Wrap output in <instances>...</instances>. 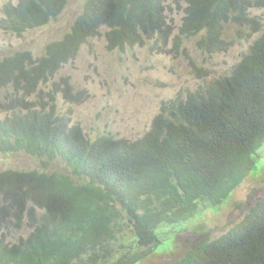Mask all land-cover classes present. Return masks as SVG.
<instances>
[{"label":"trees","instance_id":"trees-1","mask_svg":"<svg viewBox=\"0 0 264 264\" xmlns=\"http://www.w3.org/2000/svg\"><path fill=\"white\" fill-rule=\"evenodd\" d=\"M166 1L87 0L71 30L50 43L37 63L27 51L0 62V83L32 94L37 78L52 75L57 53L75 52L91 38L104 37L110 50L141 46L154 35L165 40L170 28L164 11L181 1L187 2L183 28L192 33L205 29L203 44L210 52L223 43L227 21L260 33L229 75L186 100L163 104L145 135L132 141L102 135L91 142L79 125L58 130L68 127L64 116L61 124L55 122V94L62 91L70 101L66 79L41 92L54 103L37 99L41 108L49 107L48 113L15 112L25 142L0 136V150L24 149L45 155L47 163L59 157L66 167L49 174L0 171V264H139L163 243L169 228L222 205L252 170L259 172L264 25L250 10L264 7V0ZM65 3L8 4L1 25L21 33L57 17ZM16 98L15 107L29 104ZM57 134H62L60 141ZM11 226L27 227L26 236L8 243ZM174 264H264V201L224 235Z\"/></svg>","mask_w":264,"mask_h":264},{"label":"rangeland","instance_id":"rangeland-1","mask_svg":"<svg viewBox=\"0 0 264 264\" xmlns=\"http://www.w3.org/2000/svg\"><path fill=\"white\" fill-rule=\"evenodd\" d=\"M7 1L16 3L18 0H0V20ZM85 2L68 0L59 16L47 26L21 35L4 31L0 21V60L22 50L41 55L47 43L61 39L70 29ZM173 16L178 26L182 14ZM250 16H256L264 25V7L251 9ZM258 36L259 33L251 29L227 22L222 49L206 53L197 42L199 36H195L184 41L185 51L178 55L169 52L170 46L160 47L148 39L142 46L110 51L105 47L104 38H92L82 46L77 58L60 72L68 77L72 92L70 102L58 95L59 109L66 112L70 122L79 123L91 140L100 135L129 140L141 138L150 129L163 103L176 96L184 97L200 85L229 74ZM61 77L57 73L54 80L60 81ZM49 87L39 84L38 90L46 91ZM5 95L0 91V100ZM261 149L256 163L259 172L252 170L222 205L204 210L191 222L169 228L170 233L163 243L140 264H173L190 249L218 238L242 221L249 208L264 197V151L261 153ZM11 167L28 170L37 168L38 163L23 152L10 156L0 154V170ZM27 231V227L11 226L10 242L26 236Z\"/></svg>","mask_w":264,"mask_h":264},{"label":"clouds","instance_id":"clouds-1","mask_svg":"<svg viewBox=\"0 0 264 264\" xmlns=\"http://www.w3.org/2000/svg\"><path fill=\"white\" fill-rule=\"evenodd\" d=\"M19 1L20 0H18L16 3H13V2H11V1H7V2H5L4 4H3V7H2V14H3V18L2 19H4V17H5V12H4V10H5V6L6 5H8V4H10V5H13V6H16L18 3H19ZM67 1L68 0H66V3H65V5H64V7H63V9L65 8V6H66V4H67ZM87 1V0H86ZM168 2H169V0H168ZM168 2H166L167 4H168ZM182 3L179 5V6H173L172 8V10L171 11H164V14H165V16H166V19H165V23H166V25H168L169 26V28H170V32H169V34H168V36L166 37V39L164 40L163 38H161V37H158L157 36V38H156V35H154V38H152V39H148V40H151V41H153V43H154V41H155V45H159L160 47H167V46H170L171 48H170V50H169V52H172V53H176V55H178V54H182L184 51H185V46H183V44H184V41H188L190 38H193V37H195V36H199V40L197 41V42H199L200 43V45H201V49L203 50V51H205L206 53H214V52H217V51H219L220 49H222V47H223V45H224V42L222 43V44H220V47H218V49L217 50H215V49H213L211 52L206 48V46L203 44V38H204V36L206 35V30L205 29H202V30H200V31H198V32H195V33H192V32H188L187 30H185L184 28H183V19H184V17H185V11H184V7H185V5H187V2L186 1H181ZM86 3V2H85ZM84 6H85V4H84ZM63 9H62V11H63ZM83 10H84V7H83V9H82V12L76 17V19L77 18H79V16L83 13ZM61 11V12H62ZM60 12V13H61ZM59 13V14H60ZM177 13H181L182 14V16L179 18V21H180V23H179V25L177 26L176 25V22H173V21H175V17L173 16L174 14H177ZM59 14L57 15V17L59 16ZM57 17H54V18H52V19H50L47 23H44V24H42V25H40V26H37V27H33V28H27V29H25L24 31H22L21 33H16V32H13V31H7L6 29H4V31H6V32H8V33H12V34H16V35H21L22 33H24V32H26V31H30V30H36V29H41V28H43V27H45V26H47L48 25V23L49 22H51L52 20H54V19H56ZM1 19V20H2ZM76 19L74 20V22L76 21ZM74 22L72 23V25L74 24ZM227 22H235V21H232V20H230V21H227ZM227 22H225L224 23V27H225V24L227 23ZM236 23V25L237 26H240V27H245L246 29H249V28H247L246 27V25H239L237 22H235ZM72 25H71V27H72ZM263 25V24H262ZM71 27H70V29L67 31V32H65L64 33V35L66 34V33H68L70 30H71ZM224 29V28H223ZM251 29V28H250ZM258 33V32H257ZM222 34H223V31H222ZM63 35V36H64ZM259 35H260V33H259ZM62 36V37H63ZM61 37V38H62ZM95 38V37H94ZM96 38H100V37H98V36H96ZM101 38H104V37H101ZM92 39V38H91ZM91 39H89L88 40V42L91 40ZM221 39H222V35H221ZM60 40V39H59ZM59 40H54V41H51V42H49V43H47L46 45H45V48H44V52L41 54V55H39V56H35L30 50H22V51H27V52H29L31 55H32V58L34 59V61H35V63H37L40 59V57H42L43 55H45V53L47 52V46L48 45H50V43H52V42H55V41H59ZM223 40V39H222ZM256 40V39H255ZM254 40V41H255ZM104 41H105V39H104ZM87 42V43H88ZM105 43H106V41H105ZM84 44H86V42L85 43H83V44H81V45H78V48H77V50L75 51V52H73V51H71V50H68V51H63V53H61V54H56V58H57V61H56V66H55V68H54V70L52 71V75H50L49 77H39V78H37V81H35V82H38V84H37V88H36V91L34 92V93H32V94H27V93H25L22 89H19V91H15V89L11 86V84H9V86H6L5 85V82H3V83H0V86H4V87H0V91H4L5 93H6V95L5 96H2V99L0 100V115H1V117H0V136H1V138L3 139V140H9V141H12V142H14V139L15 138H18V140H17V143L18 144H23L25 141H24V138H23V134H22V131H21V128H20V125H19V122H18V120L15 118V112L16 113H23V114H25V113H27V112H30V113H32V114H41V113H43V112H49L50 111V109H49V105L51 104V103H54V101H51L50 100V96L49 95H47V93H41V92H49L50 91V89L55 85V84H58V83H61L62 82V79H66L67 81H68V77H65L63 74H61L60 72H61V70H65L67 67H68V64L69 63H71V62H73L76 58H77V56H78V53H79V51H80V49L82 48V46L84 45ZM106 45H107V43H106ZM144 45V44H143ZM142 46V45H141ZM105 47H107V46H105ZM107 49L108 50H110L109 49V47H107ZM114 50H116V49H113V50H110V51H114ZM22 51H17V52H22ZM17 52H15V53H13V54H11V55H7V56H5V57H8V56H12V55H14V54H16ZM248 52V51H247ZM246 52V53H247ZM165 53H167V52H165ZM5 57H3L1 60H0V62L5 58ZM235 67V66H234ZM233 70V69H232ZM49 70H46V72H48ZM232 72V71H231ZM230 72V73H231ZM57 73H59L62 77H61V79H60V81L58 80V81H55L54 80V78L56 77V75H57ZM229 73V74H230ZM229 74H227V75H229ZM225 76V75H224ZM220 77H222V76H220ZM219 78V77H218ZM214 79H217V78H214ZM214 79H212V80H214ZM212 80H210L209 82H211ZM69 82V81H68ZM209 82H207L206 84H208ZM29 83H25V84H23V85H21L20 86V88H22V87H25V86H27ZM39 84L40 85H42V84H47V85H50V87H49V89L48 90H46V91H44V90H38V86H39ZM206 84H203V85H200L199 86V88L198 89H196L195 91H190V92H188L184 97H181V96H176V97H174V99L173 100H175V99H177V98H183V99H187V97L190 95V94H193V93H195V92H198V91H202V88H204L205 86H206ZM61 88L63 87V85L61 84V85H59ZM71 87V86H70ZM59 94H61V96H62V99H64V97H63V93H62V91H58L56 94H55V97H56V99H55V110H56V117H55V122L57 123L58 122V125L59 124H61V120H63V116L67 119V121H68V123H67V126L68 127H64V125L63 126H57V129L58 130H63V128H66V129H69V128H71L70 126H75V125H79L80 127H81V125L79 124V123H72V122H70L71 120L69 119V118H67V116H66V112L65 111H60V109H59V103H58V95ZM16 97H22V99L25 101V102H28L29 104L28 105H26V106H24L25 108H21V107H15V104H14V102L17 100V98ZM40 98H43V100H44V102H46L47 104H48V106L47 107H44V108H41V106H40V104L39 103H37V99H40ZM185 99V100H186ZM65 100V99H64ZM67 102H70V101H68V100H66ZM172 101V100H171ZM170 102V101H169ZM168 103V102H167ZM163 104H165V103H163ZM162 104V105H163ZM161 105V106H162ZM161 108V107H160ZM159 113V112H158ZM155 118V117H154ZM153 118V119H154ZM153 121V120H152ZM63 122H64V120H63ZM152 123V122H151ZM81 129H82V127H81ZM82 132L84 133V131H83V129H82ZM84 135H85V137L87 138V139H89L88 137H87V135L84 133ZM61 136H62V134H57V139H58V141H60V139H61ZM100 136H102V135H100ZM99 137V136H98ZM114 137V136H113ZM116 138V137H115ZM97 138H95V139H93V140H91V139H89L91 142H93V141H95ZM127 139V138H126ZM129 140V139H128ZM132 141V140H131ZM263 147V145L261 146V148ZM1 151V150H0ZM264 151V148H262L261 149V153ZM18 152H23V153H25L26 155H28L31 159H33L35 162H37L38 163V167L37 168H34V169H28V170H22V169H19V168H14V167H11V168H8V169H4V170H0V171H11V172H15V171H31V170H37V172H39V173H47V174H49V172L50 171H55V170H60V169H62V168H65L66 166H65V162L64 161H62V160H60V158L59 157H57L55 160H53V161H49V163H47V161H48V159H47V157L44 155V156H39V155H36V154H31V153H29V152H27L26 150H24V149H22V150H20V149H10V150H7V151H1L0 152V154H2V155H4V156H10V155H12V154H14V153H18ZM258 158H259V153H258ZM59 160V162L58 163H56V161H58ZM234 192V191H233ZM232 192V193H233ZM264 201V197L263 198H261L260 200H258L257 202H256V204L254 205V206H256L259 202H260V204L262 203ZM254 206H251V207H254ZM251 207L249 208V210L251 209ZM249 210H248V212H249ZM248 214V213H247ZM246 214V215H247ZM246 215L244 216V218L246 217ZM243 218V219H244ZM241 222V221H240ZM238 224V223H237ZM236 224V225H237ZM235 227V226H234ZM233 228V227H232ZM231 229V228H230ZM229 229V230H230ZM228 230V231H229ZM227 231V232H228ZM226 233V232H225ZM224 233V234H225ZM224 234H222V235H224ZM221 235V236H222ZM221 236H219V237H221ZM218 237V238H219ZM218 238H215V239H213V240H216V239H218ZM7 240V242L8 243H11L10 242V240H9V237L6 239ZM212 240V241H213ZM211 241V240H210ZM207 243V242H206ZM202 244H204V243H202ZM199 245H201V244H199ZM198 246V245H197ZM196 246V247H197ZM193 249V248H192ZM191 250V249H190ZM189 250V251H190ZM155 252V251H154ZM153 252V253H154ZM188 253V252H187ZM186 253V254H187ZM186 254L184 255V257L186 256ZM151 254H148L146 257H148V256H150ZM145 257V258H146ZM184 257L181 259V260H183L184 259ZM143 260V259H142ZM141 260V261H142ZM181 260H179V261H181ZM141 261H140V263H141ZM178 262V261H177ZM139 263V264H140ZM176 263V262H175ZM174 264V263H173Z\"/></svg>","mask_w":264,"mask_h":264}]
</instances>
